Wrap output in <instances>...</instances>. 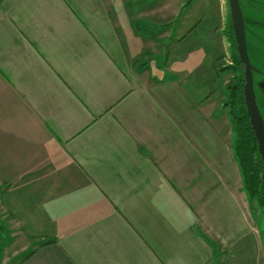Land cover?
Segmentation results:
<instances>
[{"label": "crops", "instance_id": "1", "mask_svg": "<svg viewBox=\"0 0 264 264\" xmlns=\"http://www.w3.org/2000/svg\"><path fill=\"white\" fill-rule=\"evenodd\" d=\"M220 2L0 0V238L17 264L242 252L218 240L253 223L228 118L187 80L218 70Z\"/></svg>", "mask_w": 264, "mask_h": 264}, {"label": "rangeland", "instance_id": "2", "mask_svg": "<svg viewBox=\"0 0 264 264\" xmlns=\"http://www.w3.org/2000/svg\"><path fill=\"white\" fill-rule=\"evenodd\" d=\"M222 8L219 14V28L220 29V39H218V52L215 56L214 62L215 66L218 68L216 72H213V77H199L196 71L190 74L187 78L189 82L190 96H192L196 101L205 99L211 96V102L215 106L220 102L223 105L225 100L224 85L226 83H232L235 79L236 71L228 68V65L232 64L231 59V48L232 42L228 39L229 35V10L227 7L226 0H221L220 2ZM247 6L242 7V12L246 21L245 35L247 43V53L252 66L264 73V0H247ZM251 5V6H250ZM218 21L215 20V26ZM225 22V24L223 23ZM213 23V24H214ZM231 24V22H230ZM225 25V26H224ZM218 28V29H219ZM223 28V29H222ZM198 32V31H197ZM215 47L211 44H206L205 46V62L204 66L209 68V64L213 59V49ZM208 72H205L206 74ZM199 77V78H198ZM261 80V76H255L254 80ZM197 82V87L192 88V84ZM225 108L221 106V112L224 116ZM223 118V117H222ZM231 129V127H230ZM232 131V130H231ZM232 133V132H231ZM253 166L257 167L256 172L260 174V168L253 161ZM262 190V188H261ZM262 205L257 204L253 201V223L252 226L249 222H246L244 229L239 231L236 237L231 238L229 242H226V238H218L221 243L222 248H236L242 249V252L232 253V257L227 259L229 264H264V197L262 198ZM261 206V207H260ZM2 235V232H0ZM15 237L14 240L15 241ZM8 244H13V241L9 237L0 238V264H17L22 258L23 253L18 252V247L10 251L13 247L9 245V251L7 249L6 242ZM209 241V239H207ZM18 244L16 243L15 246ZM17 250V251H15ZM246 251V252H245ZM245 256L249 259L245 261Z\"/></svg>", "mask_w": 264, "mask_h": 264}, {"label": "trees", "instance_id": "3", "mask_svg": "<svg viewBox=\"0 0 264 264\" xmlns=\"http://www.w3.org/2000/svg\"><path fill=\"white\" fill-rule=\"evenodd\" d=\"M228 39L232 42V45H230L232 64L227 67L237 73L232 83H226L224 85L226 98L223 101L222 107L226 109L225 112L232 130L231 150L240 169L246 195L252 202L256 201L257 204L262 205L261 197H264V182H262L256 172L257 167L253 166V161L257 164L260 160L255 138L244 106L242 93L244 83L243 65L237 56L230 18ZM28 254H25L24 257Z\"/></svg>", "mask_w": 264, "mask_h": 264}, {"label": "water", "instance_id": "4", "mask_svg": "<svg viewBox=\"0 0 264 264\" xmlns=\"http://www.w3.org/2000/svg\"><path fill=\"white\" fill-rule=\"evenodd\" d=\"M229 10V18L233 37L236 44V52L239 61L243 65V101L249 118V123L258 144V152L264 167V120L256 103L253 87V71L256 70L250 63L247 53L245 35V22L241 6L238 0H226Z\"/></svg>", "mask_w": 264, "mask_h": 264}, {"label": "flooded vegetation", "instance_id": "5", "mask_svg": "<svg viewBox=\"0 0 264 264\" xmlns=\"http://www.w3.org/2000/svg\"><path fill=\"white\" fill-rule=\"evenodd\" d=\"M238 1L240 3L241 10H242L243 6H247L248 5L247 4V0H238ZM243 17H244V15H243ZM244 20H245V18H244ZM244 22H246V21H244ZM245 27H246V23H245ZM254 75L255 76L260 75L261 76V80H259V79L257 80V78H255V80H254ZM253 87H254L256 103H257L259 111H260V113L262 115V118L264 120V73H263V71L258 70V69L253 71ZM255 142H256L257 152H258V144H257L256 138H255ZM258 155H259V152H258ZM259 160H260V162L257 163L258 168H260L259 178L262 180V182H264V167H263L262 161L260 159V156H259Z\"/></svg>", "mask_w": 264, "mask_h": 264}]
</instances>
